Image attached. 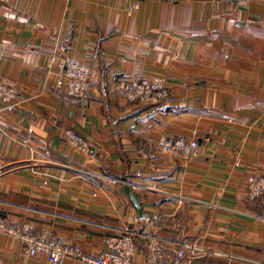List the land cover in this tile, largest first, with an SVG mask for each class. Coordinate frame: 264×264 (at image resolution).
<instances>
[{
  "label": "crops",
  "instance_id": "0c3cea01",
  "mask_svg": "<svg viewBox=\"0 0 264 264\" xmlns=\"http://www.w3.org/2000/svg\"><path fill=\"white\" fill-rule=\"evenodd\" d=\"M61 44L95 68L87 98L56 84ZM153 75L167 87L157 101L128 100L117 84ZM0 78L20 92L0 100L7 221L91 253L130 227L144 264L149 233L197 243L200 264H264V195L247 187L264 173V0H0ZM179 135L200 141L197 157L159 149ZM127 185L160 222L146 227ZM25 248L0 232V264H50Z\"/></svg>",
  "mask_w": 264,
  "mask_h": 264
},
{
  "label": "built area",
  "instance_id": "2783aa9c",
  "mask_svg": "<svg viewBox=\"0 0 264 264\" xmlns=\"http://www.w3.org/2000/svg\"><path fill=\"white\" fill-rule=\"evenodd\" d=\"M234 4H247L249 0H224ZM61 57L57 68V86L64 88L69 94L87 98L91 91V83L96 77L92 64L80 60L66 48L64 44L59 45ZM117 84L128 100L146 103L151 100L157 101L167 93L165 78L161 75L141 77H119ZM19 90L6 83L0 78V100L3 102H14L19 98ZM65 136L68 141L76 146L78 150L91 158L99 156L98 147L77 133L72 128H67ZM160 150L176 151L184 156L193 158L200 153L201 143L198 139H191L184 135L162 136L158 140ZM83 174H93L102 177L101 173L82 170ZM1 173V171H0ZM248 196L256 198L264 195V173L252 174L247 179ZM182 200L183 196L179 195ZM147 228L160 222L161 214L144 215ZM0 232L10 234L19 238L26 245L25 252L34 256L44 252L50 264H63L68 257L74 258L80 264H144L133 258L136 243L134 231L125 227L121 234L110 235L105 239L107 249L91 253L86 252L78 245L72 244L68 239L53 235L49 232H33L31 224L21 221H7L0 215ZM147 244L149 251V264H200L199 258L204 249L195 242L169 241L152 234Z\"/></svg>",
  "mask_w": 264,
  "mask_h": 264
},
{
  "label": "water",
  "instance_id": "95a60500",
  "mask_svg": "<svg viewBox=\"0 0 264 264\" xmlns=\"http://www.w3.org/2000/svg\"><path fill=\"white\" fill-rule=\"evenodd\" d=\"M127 190H128V193H129L130 197L132 198L135 206L137 207L140 216L145 215V212L142 209V205H141L137 195L134 193V191L132 190L130 185H127Z\"/></svg>",
  "mask_w": 264,
  "mask_h": 264
}]
</instances>
